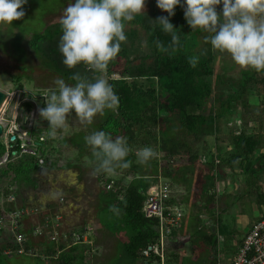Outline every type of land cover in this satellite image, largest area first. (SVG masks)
Segmentation results:
<instances>
[{
	"label": "trees",
	"instance_id": "obj_1",
	"mask_svg": "<svg viewBox=\"0 0 264 264\" xmlns=\"http://www.w3.org/2000/svg\"><path fill=\"white\" fill-rule=\"evenodd\" d=\"M148 1L145 0V3ZM183 3L184 0H181L182 5ZM217 11L222 12V4L217 6ZM161 16L157 11H150L137 15L128 22L125 30L127 41L121 44V51L110 62L105 73L119 98V104L115 111L110 110L98 122L96 130L105 131L113 138L125 137L131 149L126 158L131 161L130 166L126 169H117L116 172H121L120 175L99 174L96 178L101 183L98 194L100 205H103L99 215L100 222L110 234L115 235L120 231L128 234V239L123 242L122 248L132 264L138 260L141 264H159L157 255L151 254L145 263L141 254L147 245L156 243L159 237L156 227L158 220L145 218L141 212L146 190L151 184L159 182V175L169 179L174 186L175 184L183 186L184 189V193L179 198L175 197L172 186L163 179L162 182L167 183L171 190L170 197L166 200L167 205H177L183 212L184 208H188L179 226L172 229L168 242L169 239H174L175 234L180 230V233L188 231L191 238L192 236L194 239L200 238L204 248L207 243H211L210 247L215 246L217 241L213 240L215 235L211 227L213 222L219 223V230H222V226L226 230V226L222 223L225 222L223 217L219 219L223 209L216 207L217 194L214 190V180L223 167L228 168L233 175H236L238 170L242 171L246 176L245 185L249 188L244 194L253 193L251 190L256 187L257 199L264 201V193L257 184L259 175L264 170V163L262 164L264 153L256 155L264 140L262 129L264 126L260 113L257 119L258 128L263 133L259 130L253 132L247 125L251 119L244 120L242 124L232 129L226 127L229 129L226 132L228 146L216 145V142L212 145L207 139L210 136H220L223 123L232 120V113L240 115L239 112L237 113L238 110L252 116L254 113L257 114L254 110L258 106L259 111H262L261 114L264 113V74L251 69L241 70L240 76L228 86L231 92L226 96H223V93L216 94L215 87L225 82L227 78L225 73L231 67L227 68L219 64L216 71L218 64L214 62V58L217 52L212 51L211 45L204 41V37L209 34L200 30L192 31L184 18L183 7L177 6L175 15L169 17V20L177 29L180 43L177 50L172 53L169 47L171 34L163 32L159 23L155 21ZM167 16L168 14L165 15ZM139 28L144 32L146 42V50L142 52L135 43ZM61 35L58 21L44 26L37 32H31L28 46L45 61L52 72L58 74L67 83H75L69 77L77 72L89 78L97 75L83 65L69 69L63 64V57L58 50ZM157 41L168 48V51H160L157 48ZM192 56L199 57L195 67L189 63V58ZM115 74L118 77H113ZM13 78L17 90H20L21 76L14 75ZM253 96L260 98L258 104L251 103L249 98ZM239 105L241 109H238ZM25 107L30 109V103L26 102ZM36 131L35 127L30 130L39 155L43 158L44 141ZM67 140L61 138L60 141L66 143L69 141ZM72 144L77 148L80 146ZM145 146L154 148L158 155L147 164L141 165L136 162L135 153ZM84 151L89 152L88 158L91 159L87 145ZM5 152L6 144L0 138V157ZM38 165L37 158L22 155L6 166L0 167V182L2 178L10 176L9 173L13 174L7 185L0 189V197L7 193L6 186L20 176H28ZM160 165H162L161 173ZM128 174H132L131 179L126 178ZM254 197L256 200V195ZM221 198L224 205H234L236 201L234 195L226 192L221 193ZM105 212L109 214V218L115 219V223H110L101 216ZM184 217L188 219L192 217V224H185ZM204 220L207 222L203 223ZM47 221L51 224L49 219ZM20 226L21 223L18 230L24 235L23 246L34 248L27 240L28 234L22 231ZM48 229L50 231V227ZM7 246L10 247L3 249L4 255H6L5 250H15L18 247L13 240L8 241ZM64 246V243H61L59 248L63 249ZM57 249H48L44 252H54ZM88 256V247L85 244H76L63 249L54 261H57V264H84ZM164 264H184L176 252L170 250L169 244L164 250Z\"/></svg>",
	"mask_w": 264,
	"mask_h": 264
},
{
	"label": "clouds",
	"instance_id": "obj_2",
	"mask_svg": "<svg viewBox=\"0 0 264 264\" xmlns=\"http://www.w3.org/2000/svg\"><path fill=\"white\" fill-rule=\"evenodd\" d=\"M26 3L27 0H0V25H11L22 19ZM221 3L222 12H218L217 6ZM156 5L168 13L167 17L161 16L155 21L163 32L171 34L172 53L180 40L169 17L181 6L192 31L209 34L204 41L211 45L212 51L228 55L241 69L264 74V0H184L183 5L181 0H156ZM144 10L145 0H75L63 9L59 18L62 35L58 43L63 64L69 69L83 65L97 75L89 78L74 73L69 77L74 84L62 78L53 81L55 87L44 95L46 106L38 110L40 118L48 121L50 138L67 130L69 116L74 115L81 125H91L97 115L117 109L119 98L105 73L121 51V44L127 41L128 22ZM156 44L160 51H168L159 41ZM198 59V56L190 57V65L195 67ZM84 139L91 152L89 163L93 165V175H111L117 169L130 166L131 161L126 158L131 149L125 137L113 138L98 130ZM135 155L136 162L144 165L156 158L158 152L145 146Z\"/></svg>",
	"mask_w": 264,
	"mask_h": 264
},
{
	"label": "rangeland",
	"instance_id": "obj_3",
	"mask_svg": "<svg viewBox=\"0 0 264 264\" xmlns=\"http://www.w3.org/2000/svg\"><path fill=\"white\" fill-rule=\"evenodd\" d=\"M74 3L75 0H27V3L23 5V10L25 11V16L20 19L14 21L11 25H0V90L9 93V100L1 109L0 114V122L4 123L3 118H15L17 119V112L15 108L18 110L19 105L21 103L22 111L24 115L25 103L23 102L27 100L30 103V111L29 116H33L34 126L37 130L38 127H43L46 129L47 137L52 140L51 144L53 147L60 149V153L63 156H73L76 154V150L79 152L84 151L86 147L84 137L90 134L93 131L97 130L98 122L101 121L110 110H106L103 116L97 115L91 125H81L79 121L75 118V116H69L68 118V128L67 130H61L57 133L55 138H50L48 136V121L42 120L39 116V108L45 107V98L41 99V95H46L50 88L55 87L53 81L56 78H61L58 74L52 72L49 69L45 61L35 54L28 46V40L30 38L31 32H37L41 30L46 25H50L52 23L58 22L59 18L62 14L63 9L68 5V3ZM222 4V3H221ZM157 11L160 15L165 16L168 13L159 9L156 5V0H149L145 3V12ZM138 37L135 39V43L138 45L139 51L142 52L146 50V42L144 37V32L139 28ZM214 62L217 63L216 71L219 68V64L224 65L227 68H230L226 71L227 78H225L224 83H220L215 87V93L226 96L231 90H229L228 86L230 83H233L240 76V71L244 70L240 67L236 66L230 59V57L226 54L221 55L217 52V55L214 58ZM250 70V69H249ZM20 75V84L22 88L17 90L16 82L14 81L13 76ZM118 77L117 75H114ZM67 83V82H66ZM70 84V83H68ZM28 94H31V98H28ZM251 99V103L258 104L257 101L260 102V98H249ZM216 103V99H214ZM214 103V104H215ZM217 105V104H216ZM241 105L238 106V109H241ZM257 114H248L242 113L240 110L237 113H241L242 115H234L232 113V120L229 119L223 123L220 136H210L208 137L209 143H217L218 145H226L228 141V134L226 133L229 129L234 128L236 125L242 124L244 120L250 121L251 124L259 122L258 114L260 113V118L262 119V123L264 124V113L261 114L262 111H259V107L256 108ZM12 111V113H11ZM16 112V113H15ZM248 112V111H247ZM257 116V117H256ZM27 118V122L28 121ZM239 118V119H237ZM241 118V119H240ZM13 120V119H12ZM14 121V120H13ZM228 122V124H227ZM228 126L229 129L226 127ZM6 129H3V134L1 135V140L6 141ZM37 132V131H36ZM217 136V135H216ZM68 139L70 142L80 145L76 150L69 149L62 143H60V139ZM67 140V141H68ZM85 152V151H84ZM77 157L79 158L78 152ZM81 160H85V157H82ZM87 163V161H85ZM264 160H262V164ZM63 164V162H62ZM1 167H4L2 165ZM160 165V173H161ZM118 175L121 172H117ZM229 176H232V173H228ZM89 176V175H88ZM88 176L87 179L89 178ZM10 176L2 178L0 182V186H3L8 180ZM246 177V176H245ZM126 178L131 179L132 174L126 175ZM92 179V178H91ZM163 179L167 180V178H163L159 175V181ZM168 183L172 186L173 195L175 197L179 196V190L183 189V186L172 184L170 180H167ZM228 182V181H227ZM246 186V185H243ZM243 188V187H242ZM248 188V187H244ZM243 188V189H244ZM249 189V188H248ZM239 201L234 203V205H225L223 207V211L221 215H219V219L223 217L225 222H222L223 225L226 226V230L222 226V230H219V223L213 222L212 228L215 232L213 235V240H215V246L210 247L211 243H207L205 245H201L200 238H192L189 236L188 231H184L175 234V238L169 239V248L171 251L179 254L182 263H190V264H227L229 258H231L232 252L235 248V241L238 238L242 237V233L246 230V228L250 225L252 220L260 217L264 212V205L258 204V201L255 200L254 194H244L243 190H241L240 195L238 196ZM222 209V208H220ZM188 210L186 207L184 212ZM101 214V210L99 211ZM108 219L110 223H115V219L109 218V214L101 215ZM204 219V217L202 216ZM185 224H192L193 218L188 217L183 218ZM207 220H204V223ZM239 226L242 228L239 229ZM188 230V229H187ZM115 234V233H114ZM236 238V239H235ZM128 239V234L123 231L116 232L115 235L110 236L108 240H99L100 252L94 249V252H91V257L88 256L84 260V264H132L129 261V258L123 252V242ZM117 243V252L116 255L110 258L111 252L115 250V244ZM95 245V244H94ZM95 248V247H94ZM213 248V249H211ZM203 249V250H201ZM140 260L136 261L134 264H141ZM54 259H50L49 261H45L42 257H34L12 253L11 255H4L0 253V264H56Z\"/></svg>",
	"mask_w": 264,
	"mask_h": 264
},
{
	"label": "crops",
	"instance_id": "obj_4",
	"mask_svg": "<svg viewBox=\"0 0 264 264\" xmlns=\"http://www.w3.org/2000/svg\"><path fill=\"white\" fill-rule=\"evenodd\" d=\"M22 107V105H19L18 110L15 108V111L18 115H21V113L23 114ZM256 110L257 109L254 111ZM240 111L243 113L242 110ZM240 115L242 114L240 113ZM33 116L34 114L32 117L29 116L28 118L31 128L35 127ZM250 124L251 121L248 122L247 125L252 128L253 132H257V130H259V122L255 121V123L252 125ZM262 126H264L263 123ZM262 129L264 130V128ZM259 131L260 133L264 132H262L261 129ZM37 134L42 137L44 141V162L43 164H39L38 167L28 176H20L17 180L10 183V185L13 187L15 200L5 206L8 208L23 207L34 210L33 212L25 214L22 217L20 227L22 231H25V233L28 234L26 235L27 240L30 241V244L33 245L37 251L44 252L48 251V249L54 250L59 248L61 243H64L62 239H60L57 243L51 242L49 240L51 229L49 231L48 228H46V233L41 236L34 237L32 235L35 227L42 226L45 224L47 219L51 220L54 215L61 214L62 221L59 229L63 233L69 234L73 231H80L85 227H91L92 232L90 238L95 244V250L100 252V248L103 247H100L99 240H108V238L113 236V234H110L100 222L99 211L103 205H100L98 194L100 192L101 183L97 180L96 175H93V167L89 163L90 159L88 158L89 152L86 151L80 154V152L76 150V145L72 144L70 141L66 143L60 141V143L67 145V148L74 149L76 150V154L78 152V155H81L79 158L76 154L73 156L62 157L60 149L53 147L51 144L52 140L47 137L45 128L38 127ZM228 142L229 141H227L226 144L227 146ZM211 144L214 145V143ZM260 153H264V140L261 144V148L257 150L256 155H259ZM82 157H85V160H81ZM85 161H87V163H85ZM228 173H231V171L228 168L223 167L222 171L216 175V180H214V190L217 194L215 203L216 207H219V209H223L225 206L223 204L224 202L222 201V198L220 199L222 192L234 195L236 200L234 201L237 203L239 201L237 197L240 195L241 190H243V193H246L248 189L244 188L248 187L247 185L243 186L245 185L246 177L242 171L238 170L237 174L232 176H229ZM9 174L10 177L8 180L6 179V182L9 181L13 176L12 173ZM112 175H117V172L108 176ZM86 176L89 178L87 179ZM257 184L260 187V191L264 193V170L259 175ZM4 185H7V183H4ZM4 185L0 186V189H2ZM251 192L256 195V201H258V204L264 205V201L257 199L258 189L254 187ZM183 193L184 189L179 190L178 194L181 196ZM61 198L63 201H60ZM263 216L264 212L260 217L252 220V222L262 218ZM250 225L241 234L242 237L238 238L239 235L237 236L235 248L227 264H230L238 249V246L241 243L240 241H242L245 233L250 228ZM241 228L242 227L239 226V229ZM11 240H13L12 234L10 233L8 227H0V253H2L5 247L11 246H7V242H11ZM115 246V250L111 252L112 254L110 255V258L116 255L117 243ZM177 255L180 258L179 254ZM55 263L57 264V261Z\"/></svg>",
	"mask_w": 264,
	"mask_h": 264
},
{
	"label": "built area",
	"instance_id": "obj_5",
	"mask_svg": "<svg viewBox=\"0 0 264 264\" xmlns=\"http://www.w3.org/2000/svg\"><path fill=\"white\" fill-rule=\"evenodd\" d=\"M117 75V74H115ZM118 76V75H117ZM113 77H115L113 75ZM7 102L10 99L9 93ZM6 102V103H7ZM28 102L25 100L23 102ZM22 103V101H21ZM20 103V105H21ZM1 114V110H0ZM22 114L15 118H3L4 123L0 122L3 129L6 130L7 140L6 152L0 157V167L6 166L7 163L15 161L22 155H28L37 158L39 164H43L44 160L39 155L36 142L31 134L30 122L24 124L22 121ZM13 137V139H11ZM109 187V186H108ZM5 196L0 197V227L7 226L14 243L18 245L15 250H5L6 255L12 253L42 257V259L49 261L56 260L60 252L72 245L85 244L89 249V256L94 252V243L90 238L92 228L85 227L80 231H73L69 234L63 233L59 227L62 221V215L56 214L52 217L51 224L45 222L42 226H37L33 230L34 236H41L46 233V228L50 227L49 240L57 243L60 239L64 241V248H58L54 252H41L35 248H26L23 246L24 235L19 232L18 227L21 219L25 214L31 213L34 210L27 208H8L5 205L12 203L15 200L13 187L6 186ZM170 187L167 183L159 181L151 184L146 190V198L143 202L141 212L145 218H156L158 220L157 230L159 232L158 241L147 245L141 252L145 263L151 254L159 257V264H164V250L168 245V238L173 228L179 226L183 217V210L177 205H167L166 200L170 197ZM60 201H63L61 198ZM49 232V231H48ZM230 264H264V216L251 223L250 228L245 233L242 243L232 258Z\"/></svg>",
	"mask_w": 264,
	"mask_h": 264
},
{
	"label": "water",
	"instance_id": "obj_6",
	"mask_svg": "<svg viewBox=\"0 0 264 264\" xmlns=\"http://www.w3.org/2000/svg\"><path fill=\"white\" fill-rule=\"evenodd\" d=\"M31 94H28V98H31ZM7 98H8V94L2 90H0V110L2 109V107L5 105V103L7 102ZM41 99L45 98L44 95L40 96ZM29 108H25L24 109V115H23V123L25 124L27 122V118L29 115ZM3 133V127L0 123V136ZM11 139H13V137H11Z\"/></svg>",
	"mask_w": 264,
	"mask_h": 264
},
{
	"label": "flooded vegetation",
	"instance_id": "obj_7",
	"mask_svg": "<svg viewBox=\"0 0 264 264\" xmlns=\"http://www.w3.org/2000/svg\"><path fill=\"white\" fill-rule=\"evenodd\" d=\"M3 134V133H2Z\"/></svg>",
	"mask_w": 264,
	"mask_h": 264
}]
</instances>
